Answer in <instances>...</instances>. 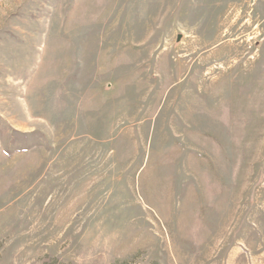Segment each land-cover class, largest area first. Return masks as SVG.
Instances as JSON below:
<instances>
[{
	"label": "rangeland",
	"instance_id": "obj_1",
	"mask_svg": "<svg viewBox=\"0 0 264 264\" xmlns=\"http://www.w3.org/2000/svg\"><path fill=\"white\" fill-rule=\"evenodd\" d=\"M264 264V0H0V264Z\"/></svg>",
	"mask_w": 264,
	"mask_h": 264
},
{
	"label": "trees",
	"instance_id": "obj_2",
	"mask_svg": "<svg viewBox=\"0 0 264 264\" xmlns=\"http://www.w3.org/2000/svg\"><path fill=\"white\" fill-rule=\"evenodd\" d=\"M116 264H128V263L126 261H124V262H118Z\"/></svg>",
	"mask_w": 264,
	"mask_h": 264
}]
</instances>
